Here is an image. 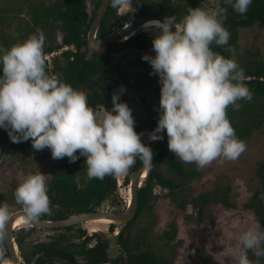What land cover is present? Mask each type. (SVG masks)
<instances>
[{
  "label": "clouds",
  "instance_id": "clouds-1",
  "mask_svg": "<svg viewBox=\"0 0 264 264\" xmlns=\"http://www.w3.org/2000/svg\"><path fill=\"white\" fill-rule=\"evenodd\" d=\"M112 2L117 8L131 4V0ZM224 3L244 15L252 0ZM225 12L217 0L212 8L190 7L179 23L175 16H166L142 26L158 30L152 40L155 54L142 55L151 65L150 75H157L161 85L159 117L149 140H163L166 131L170 152L198 168L220 158L234 161L246 150L227 109L238 100L251 101L252 92L237 62L211 47L229 42L230 32L222 22ZM45 41L37 29L9 48L0 46V129L7 131L13 143L31 141L37 151L49 149L53 159L67 157L74 163L84 157L90 180L124 175L137 159L150 167L153 151L142 141L143 133L135 130L132 108L120 100L124 87L112 94L111 110L95 111L83 91L49 74ZM14 195L28 222H38L50 213L43 172L28 174ZM11 218L8 206L0 204V245ZM235 239L231 258L236 264H253L249 250L258 259L264 258V226H249Z\"/></svg>",
  "mask_w": 264,
  "mask_h": 264
},
{
  "label": "trees",
  "instance_id": "trees-1",
  "mask_svg": "<svg viewBox=\"0 0 264 264\" xmlns=\"http://www.w3.org/2000/svg\"><path fill=\"white\" fill-rule=\"evenodd\" d=\"M134 1L138 9L136 18L145 15L175 16L177 23L187 14L190 7L195 8L196 5V3L192 5L185 2L178 3L174 0ZM99 3L100 0H97L94 9L89 10L87 0H0V46L9 48L28 38L37 29L41 30L46 37L43 52L47 71L49 74L60 76L75 89L83 91L88 97L89 106L95 111L100 105L111 110L112 94L121 86L137 93L146 111L140 120L134 118L135 130L139 133L143 127L150 128L157 125L160 89L156 110L150 113L143 85L122 72L119 63L113 62L111 54L125 48L148 50L152 47V42L146 41L139 34L134 38V42L131 39L125 45L111 44L100 58L87 59V35ZM216 3L217 0L214 7ZM219 3L226 10L222 22L230 32V39L223 47L215 44L211 47L214 52L237 62L244 70L245 83L252 92L251 101L238 100L235 105H230L227 109L228 119L237 137L244 140L264 127V59L258 46L241 47L238 43V35L241 29L252 28L257 24L264 25V0H252L244 15L235 12L231 5L224 3V0H219ZM113 7V2L110 0L98 31L99 37L108 33L114 24ZM61 50L60 56L54 55L50 60L46 58L48 54ZM124 94H121L120 100L128 103V97L125 96L127 94ZM7 150L11 151L10 159L12 161L14 159V163H17V171H23L25 175L40 172L39 168L44 166V163L51 168L57 167L56 162L50 164L49 160H52V156L49 149L37 151L33 149L31 141L13 143L7 131L0 129V164ZM141 164L142 161L137 159L127 172L125 182H130L132 173ZM67 165L69 168L54 171L57 173L49 181V188L60 189L67 198L73 200L74 195H68V192L76 189L73 178L76 169L73 170V163L69 161ZM255 174L260 185L245 203V209L253 215L256 224L264 226V158L257 162ZM200 175L201 171L195 164H185L170 152L165 134L164 139L157 145L149 179L146 185L138 190L136 217L126 228V235L122 240L128 250L130 264H175L180 245V241L177 240V225L172 222L162 233L155 232L158 222L155 207L161 199L176 203L180 211L185 214L190 206L192 212L186 214V217L194 220L199 226L215 223V206L234 207L230 202L229 189L216 182L199 191L193 189L191 183ZM106 182L108 189L116 188V176H106L102 180L91 179L84 188L91 189L101 196L106 190L104 187ZM17 186L18 183L14 182L10 190H0V200L17 203L14 195ZM156 188H160L162 194L154 193ZM4 245L3 241L2 246ZM197 252L202 264H217L213 262L214 256L206 246H199ZM248 257L253 264H264V258L258 259L251 250L248 251ZM0 264L3 263L0 261Z\"/></svg>",
  "mask_w": 264,
  "mask_h": 264
},
{
  "label": "rangeland",
  "instance_id": "rangeland-1",
  "mask_svg": "<svg viewBox=\"0 0 264 264\" xmlns=\"http://www.w3.org/2000/svg\"><path fill=\"white\" fill-rule=\"evenodd\" d=\"M95 2L96 0H87L89 10L94 9ZM174 2H185L188 5L196 3L195 7L208 9L214 7L216 0H193L192 2L189 0H174ZM129 10H131V6L127 4L122 7L121 14L124 15L129 12ZM157 32L158 30L156 29L146 30L142 27L136 34H141L146 40L152 41ZM238 43L241 47L258 46L260 54L264 59V25L257 24L252 28L241 29L238 35ZM61 52L62 50L57 52L55 56H60ZM145 53L151 55L155 54L151 47L148 50H122L115 52L112 58L114 62L119 63L120 67L132 77V80L143 85L144 94L147 98L146 101L150 106V113H154L157 107L160 83L157 75H150L152 71L151 65L142 59V55ZM51 57L52 56L49 55V59H51ZM126 93L129 96L128 98L134 118H142L146 111L143 109L141 98L135 91L127 90ZM98 112L101 111L99 110ZM149 117L151 121L152 114L151 116L149 115ZM153 130V127H145L140 132L143 133L141 138L146 144L150 142L149 133ZM242 141L246 145V150L238 159L231 161L220 158L214 160L204 168H198L201 171V175L191 183L194 187L193 189L196 191L202 190L205 186L210 187V184L213 182L229 189L230 202L234 204V207L226 208L215 206L214 211L216 219L213 225L206 224V226H199L194 220L187 218L186 214L192 212L190 206L186 209V214L180 211L176 203H171L164 199H161L155 207L158 217V222L155 227V232L157 234L162 233L172 222L178 227L177 240L180 241V245L177 249L175 264H202L197 252L198 247L201 245L206 246L209 252L213 254V262L217 264H236L235 260L231 258V253L236 245L235 237L239 232L256 224L253 215L245 209V203L260 185L255 170L257 162L264 158V127L261 131L254 132L251 136ZM10 155L11 151L7 150L4 153V160H2L0 164L1 191L10 190L11 184L14 182L19 185L27 176L23 171H17V163H14V159L13 161L10 159ZM80 158H82V161L85 160L84 157ZM53 162H56V166H59L62 161L52 158L50 164L52 165ZM46 165L47 164L44 163V166L39 168V171L43 172L47 179L46 172H51V168L44 171ZM78 172L82 179L81 181H86L88 178L86 175L87 169L79 168ZM123 179L124 175H120L119 182H122V185L119 187L117 186L120 192L119 195L122 199L126 198L129 200L131 197L129 195L131 191L130 185L129 183H123ZM154 191L158 194H162L163 192L157 188ZM0 204L7 205L11 213H13L16 208L13 205H19L18 203H8L4 200H0ZM97 225L98 224L93 222L88 223V226L91 228H97Z\"/></svg>",
  "mask_w": 264,
  "mask_h": 264
},
{
  "label": "flooded vegetation",
  "instance_id": "flooded-vegetation-1",
  "mask_svg": "<svg viewBox=\"0 0 264 264\" xmlns=\"http://www.w3.org/2000/svg\"><path fill=\"white\" fill-rule=\"evenodd\" d=\"M132 1L135 3V6L129 4L131 6V10H129V12H127L126 14H121V9L123 6L117 9L116 15L120 27H126L144 17L140 16L136 18L138 9L136 7V2L134 0ZM114 10L115 7L112 8V17L114 19V24L111 26L108 33H110L115 26L116 19ZM98 31L96 34L97 38H101L104 35L108 34L106 33L103 36L99 37ZM138 35L139 34L135 33L131 37H128L126 41L112 44L125 45L131 39L132 42H134V38ZM142 38L145 39L144 37ZM110 45L111 44L108 45V48ZM108 48L100 56L89 60L100 58L107 52ZM130 49L135 48H125L123 50ZM87 52L88 50L86 47V58ZM114 53L111 54V57H113ZM120 69L122 72L126 73V71L121 67ZM124 89L125 91L123 92V94H127V90L125 87ZM125 96L129 97L128 94ZM128 105L131 107L129 98ZM104 108L105 107L103 105H100L96 109V111H102L104 110ZM135 119L140 120V118ZM152 127L153 129L155 128V126ZM144 128L145 127H143L139 131V133ZM60 160L62 162L56 168H51L49 166H45V169L43 168L44 171L48 170V168H51V172H46V180L48 182V195L50 198V213L43 215L38 222L62 221L81 213H92L100 211L121 213L130 206V198L129 200L126 198L122 199L119 195L120 192L118 187L122 185V182H119L120 175L116 176V187H118L110 190L107 188L108 183L106 182L104 186L106 190L101 196H98V194L91 189L84 188V186H86L90 180L87 178L86 181H81L82 179L80 178V174L78 172L79 168L87 169L86 164L84 163V161H82V158L73 163V170L76 169L75 173L73 174L76 189L71 191L70 193L68 192V195L73 194L75 199L72 200L67 198L64 192L60 189L49 188V181H51L52 177L57 173H55L54 171H56L57 169L61 170L66 167L69 168V166L67 165V162L69 161L68 158H63ZM126 174H124L123 183L125 182ZM125 184H127V182H125ZM83 195L87 196L83 197ZM13 206L16 207L13 212L23 211V206L21 204H15ZM137 209L133 218L129 220L125 225H123V227L119 223H115L112 221H109V223L105 224L96 223L99 225L96 226L97 228H91L88 226V223H91L93 221H81L65 227L59 226L40 228L28 221L20 226H14L13 235L18 246L19 262L20 264H130V256L127 248L124 247L122 240L123 238H125L126 228L136 217ZM115 236H118L117 239H115ZM0 249L5 252V255L7 257L5 261L0 260L1 263L5 264L6 262H9V264H11L6 244L4 246L0 245Z\"/></svg>",
  "mask_w": 264,
  "mask_h": 264
},
{
  "label": "water",
  "instance_id": "water-1",
  "mask_svg": "<svg viewBox=\"0 0 264 264\" xmlns=\"http://www.w3.org/2000/svg\"><path fill=\"white\" fill-rule=\"evenodd\" d=\"M110 0H101L99 7L96 12V16L91 24L90 30L87 35V58L93 59L101 54H103L106 49L108 48L109 44L118 43L122 41H126L128 37H131L137 31H139L142 26L145 24L146 21L150 19H158L163 21L166 16H158V15H146L141 19L131 23L126 27H120L119 21L117 19V7H115L114 14H115V26L113 27L112 31L101 38H97L96 34L101 24V21L105 15L107 10L108 4ZM131 5L135 6V3L131 0ZM156 128V126H155ZM154 128V129H155ZM166 131L162 133L164 136ZM161 140L149 142V146L153 151V163L150 167H145L142 163L141 166L132 174L130 178V206L121 213H111L106 211L100 212H92V213H81L79 215L72 216L66 220L62 221H54V222H31L33 225L40 227V228H49V227H65L71 224H75L81 221H96L100 219H107L109 221L119 223L122 227L125 225L129 220L133 218L137 209L138 203V190L141 187H144L149 179L151 170L153 168V164L155 161L156 149L157 145ZM23 214V211L13 212L12 218L7 224L6 227V237H5V244L8 249L9 253V260L11 264H20L19 262V251L18 246L15 241L13 235L14 223L17 218ZM118 236H115L117 239ZM7 259L5 252L0 249V260L5 261Z\"/></svg>",
  "mask_w": 264,
  "mask_h": 264
},
{
  "label": "bare ground",
  "instance_id": "bare-ground-1",
  "mask_svg": "<svg viewBox=\"0 0 264 264\" xmlns=\"http://www.w3.org/2000/svg\"><path fill=\"white\" fill-rule=\"evenodd\" d=\"M150 20H157V19H150ZM26 222H27V220H26L25 216L24 215H21L15 221L14 226H20L22 224H25ZM93 223H102V224H105V223H109V220H107V219H100V220L93 221Z\"/></svg>",
  "mask_w": 264,
  "mask_h": 264
},
{
  "label": "built area",
  "instance_id": "built-area-1",
  "mask_svg": "<svg viewBox=\"0 0 264 264\" xmlns=\"http://www.w3.org/2000/svg\"><path fill=\"white\" fill-rule=\"evenodd\" d=\"M49 55L53 56L54 53H51V54H49ZM49 55L46 56L47 59H49ZM49 60H50V59H49Z\"/></svg>",
  "mask_w": 264,
  "mask_h": 264
}]
</instances>
